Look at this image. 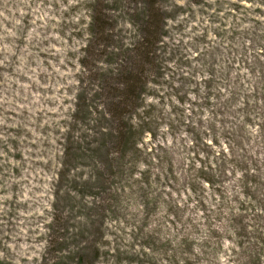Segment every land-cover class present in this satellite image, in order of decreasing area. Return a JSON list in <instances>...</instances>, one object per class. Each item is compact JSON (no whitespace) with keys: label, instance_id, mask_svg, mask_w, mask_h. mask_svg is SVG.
Returning <instances> with one entry per match:
<instances>
[{"label":"rangeland","instance_id":"1","mask_svg":"<svg viewBox=\"0 0 264 264\" xmlns=\"http://www.w3.org/2000/svg\"><path fill=\"white\" fill-rule=\"evenodd\" d=\"M4 60L53 120L0 138V264H264V0H0Z\"/></svg>","mask_w":264,"mask_h":264},{"label":"bare ground","instance_id":"2","mask_svg":"<svg viewBox=\"0 0 264 264\" xmlns=\"http://www.w3.org/2000/svg\"><path fill=\"white\" fill-rule=\"evenodd\" d=\"M6 16H9L10 18H12V14L7 13ZM19 32L20 31H17L16 34H18ZM23 40H25V50L33 46L37 47V49H39L42 52H50L51 50H53V46L51 45L53 38L51 35L46 34L45 32H39V34H37L35 31L32 34H30L27 38H24ZM8 50H11V48H9ZM12 51L13 53L14 51H16L17 53H20L22 51V48L19 45H17L15 48L14 47L12 48ZM27 57L33 60V52L32 53L31 51L28 52ZM6 65L10 66V61L4 60L0 63V66H6ZM15 70H16V73L19 75V77L25 74V70L23 67L16 68ZM55 71L56 70L51 67V69L47 71V74L52 76V74H54ZM28 82H29L28 87H24V86L22 87L20 85H17L15 87L14 81H12L14 87L11 86L10 88L5 89L4 91H2L3 88L0 90V92L2 93V96L0 94L1 96L0 98V125L2 127H7V128L13 127L15 129L24 131V134L17 137L15 135L17 133L15 132H14L15 134L9 133L10 129H6V131L1 133L0 138L6 142L9 141L10 139L18 140L19 147L17 148V151H20L22 155L25 157V159L30 161V156H29L30 152L33 151L34 153L35 152L38 153L39 150H29L27 147H25L27 139H28L26 133L32 134L36 146L38 147L42 146V144L46 142L48 137L40 136V134L37 133L38 129L31 127V125H34V124L38 125V121H41L40 126L41 128H43L44 125L52 124L53 119L51 118V116L48 115V113L51 112L48 107L41 105L39 108H36V106L39 103L36 104V103H32L28 101V97L31 95L32 91L35 88L39 87L38 84L34 83L32 79H29ZM11 91H12V96H13L12 98L10 97ZM25 100H27L30 105L25 106L23 104ZM20 101L22 102L21 104H20ZM35 111H38V112H35ZM7 113H11V116L7 117ZM25 113L27 114V118L24 116ZM15 114H16V117H15ZM26 165H27V167H25L26 169L22 171L23 180H26L25 179L26 176L28 175V173L31 172L30 163L27 162ZM2 187L5 189H10L11 183L5 182ZM19 193H20V190L17 191L16 196H18ZM8 237H11V239L16 241V243L11 245L12 250L23 252L22 250H24V248L25 249L27 248L25 246L22 247L20 243H17V240L25 239L24 233L19 234V233L9 232Z\"/></svg>","mask_w":264,"mask_h":264}]
</instances>
